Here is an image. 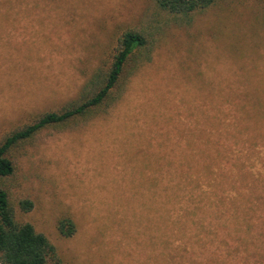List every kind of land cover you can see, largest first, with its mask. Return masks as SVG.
Instances as JSON below:
<instances>
[{"label": "rangeland", "instance_id": "rangeland-1", "mask_svg": "<svg viewBox=\"0 0 264 264\" xmlns=\"http://www.w3.org/2000/svg\"><path fill=\"white\" fill-rule=\"evenodd\" d=\"M153 9V0H0V138L78 97L123 28L155 25ZM164 26L151 61L128 63L115 104L12 151L4 186L16 218L65 264H264V217L236 230L230 206L243 212L262 189L252 175H264V152L257 160L252 141L264 150V140L234 131L241 105L264 103V0H217L189 24ZM215 147L216 178H199ZM177 183L186 187L167 211L178 223L164 230V187ZM198 206L203 214L187 211ZM202 215L209 230L192 225ZM64 216L76 223L71 237L57 229Z\"/></svg>", "mask_w": 264, "mask_h": 264}, {"label": "trees", "instance_id": "trees-1", "mask_svg": "<svg viewBox=\"0 0 264 264\" xmlns=\"http://www.w3.org/2000/svg\"><path fill=\"white\" fill-rule=\"evenodd\" d=\"M217 0H153L154 12L160 15L162 12L166 16L162 22L154 16L152 20L155 25L147 24L143 19L136 27H126L116 36L115 53L109 58L106 53L102 59L100 68L94 71L92 77L87 81L78 97L67 102L59 109L48 110L36 115L29 122H20L8 130L0 138V264H65L64 259L59 254L57 247L43 233L36 230L35 226L28 221H19L16 218L15 209L10 198L9 191L5 188L6 179L13 176L16 172V165L11 156L15 148L32 140L39 132L48 127H68L81 121H86L98 112L110 108L115 104L124 92L122 78L130 61L134 62V68H140L152 59V54L156 46L155 31L158 32L160 26H168V23L180 21L189 24L194 19L197 12H203L213 6ZM171 21V22H170ZM159 33V32H158ZM238 110L239 118L235 123L234 132L245 134L256 132L254 138L258 135L264 140V103L253 101L252 104L241 105ZM251 135V137H252ZM256 149L255 156L257 160L260 157V145L255 140L252 141ZM261 150V151H260ZM205 154L206 162L203 168H197L198 176L214 180L217 176L215 166L218 163L220 151L217 147ZM262 156V155H261ZM245 162L240 166L244 167ZM264 167V163H262ZM239 166V167H240ZM205 171V172H204ZM249 173V172H248ZM252 174V173H251ZM254 174V173H253ZM197 176V177H198ZM259 179L261 191L257 197L253 198L243 212L241 208L232 200L230 206L234 208L231 218H234L236 230H253L254 225L251 219L264 217V175H252ZM199 182V181H198ZM200 183V182H199ZM200 185V184H198ZM197 185V186H198ZM256 184H253V186ZM250 186V185H248ZM181 183L170 184L164 187V205L162 225L163 229L177 225L178 222H169L167 203L170 198L179 195L180 190L184 188ZM226 202L220 199L216 205H225ZM20 205L23 210L29 211L33 207L29 199L22 200ZM196 210L205 211V206H198L193 211H187L194 214ZM192 211V212H191ZM250 215V216H248ZM202 222L192 220V225L200 229L209 230L205 226L206 216L202 215ZM232 220V219H231ZM250 220V221H249ZM174 228V227H172ZM57 229L64 237H71L75 234L77 228L74 219L70 216L61 217L58 220Z\"/></svg>", "mask_w": 264, "mask_h": 264}]
</instances>
